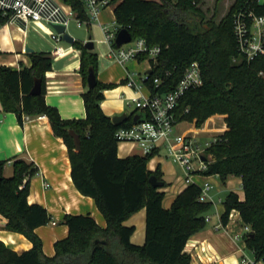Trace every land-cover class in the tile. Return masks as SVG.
<instances>
[{
  "label": "trees",
  "instance_id": "trees-1",
  "mask_svg": "<svg viewBox=\"0 0 264 264\" xmlns=\"http://www.w3.org/2000/svg\"><path fill=\"white\" fill-rule=\"evenodd\" d=\"M81 20H88L82 0H63ZM205 0H111L115 21L127 28L133 39L144 38L149 47L160 46L156 64L145 85L152 94L172 91L192 61H198L203 82L188 90L179 100L177 120L188 121L195 128L212 116H222L226 123L220 140L207 149L210 156L206 175L241 178L244 198L229 191L224 200L221 221L225 225L233 209L242 222L250 225L245 242L256 261L264 262V54L248 61L237 47L233 16L244 0H232L221 12L219 0L206 15ZM264 14V3L256 4ZM220 18L217 20V15ZM9 16L0 11V26ZM80 50L79 73L86 89L82 93L84 118L64 119L56 106L46 102V73L52 69L49 51L30 53L31 65L13 68L0 64V101L5 111L14 112L20 124L28 118L46 115L56 136L63 139L71 162V177L76 188L91 196L106 219L100 226L87 214L67 213L62 221L68 235L55 242V253L47 256L35 229L48 223L51 216L38 203L28 201L30 178L37 166L21 157L13 160L11 176L3 175L0 162V214L7 219L5 228L24 234L32 247L22 252L0 239V264H191L185 251L188 239L207 225L205 213L212 201L199 199L201 188L192 182L179 192L171 207L163 206L164 191L150 182L155 175L163 181L160 167L148 168L157 154L118 155V129L133 124L132 112L120 124H114L101 103L104 91L115 87L98 79L89 88L90 68L98 72V53L83 41L72 44ZM116 46L115 43H113ZM146 52L139 59H145ZM154 77L162 82L155 86ZM41 79V92L31 94L35 79ZM189 110L185 112V108ZM148 119V111L140 112ZM79 134L80 148L75 149L70 134ZM145 207L146 233L143 244L131 241L134 226L124 224L133 213Z\"/></svg>",
  "mask_w": 264,
  "mask_h": 264
},
{
  "label": "crops",
  "instance_id": "crops-1",
  "mask_svg": "<svg viewBox=\"0 0 264 264\" xmlns=\"http://www.w3.org/2000/svg\"><path fill=\"white\" fill-rule=\"evenodd\" d=\"M114 7L109 11L113 17L110 14L108 17L106 16L105 9L107 7L102 10L100 14L102 22L107 23L111 17L112 22L115 20ZM33 26L34 24L29 22L25 28L19 21L10 20L0 26V64L13 68H20L23 65L30 66L31 52L25 50L27 45L33 49L32 52H51L53 56L52 69L46 73V102L56 106L64 119L84 118L86 111L82 93L86 87L83 85L82 77L79 73L80 50L71 44L68 47L70 51L67 55H65L67 47L64 46L65 51L62 54L54 55V49H46L35 35L32 29ZM30 37L35 39L39 46L37 43L31 42ZM94 50L96 51L95 48ZM108 50H104L102 53L96 51L98 53V61L102 58L106 59L104 67L98 69V79L106 83L115 84V87L104 91L105 98L101 103V107L111 118L122 113L130 115L135 111V108L133 107L131 111L127 110V106L131 107L134 105H128L126 97L149 93L147 85L141 82V77L143 76H141V71L144 69V74L150 70V62H148V58H145L148 64L142 67L141 63L144 59L141 60L138 57L126 63H120L114 57L108 55ZM129 76L140 83L139 90L128 86L127 80ZM215 118H221L222 124L218 129L214 127L208 129L206 132L208 136L222 134L226 129V123L222 116H212L207 120L213 121ZM189 123L191 124L190 128L183 129L184 131L180 132L195 136L194 131L197 128L194 127L193 123ZM127 143L128 145L118 143L119 156L125 157L134 153L141 154V150L135 143L131 141ZM17 157L33 163L38 169V172L30 178L28 201L43 205L51 216V220L48 223L35 229L42 239L45 255L52 256L55 253V242L68 235L69 228L62 221L63 216L67 213H89L100 226H106V219L98 209L95 200L91 196L82 194L73 183L67 145L62 138L55 135L48 117L40 115L28 118L24 120L23 124H20L16 114L11 111H5L0 101V162H3V175H12L13 160ZM153 165H156L154 169L160 167L165 180L168 172L166 165L169 164L162 158H158ZM180 172H182L181 166ZM212 176L206 174H195L193 176L195 183L199 186L205 182L210 183L209 195L211 198H213L211 195L212 189L215 187L220 189V182ZM235 177L240 188L236 187L235 183L237 181L234 183L233 179L226 180L224 181L225 194L229 191H234L239 195L240 199H243L244 191L241 185V178ZM186 186L182 188L175 185L170 187L169 199L165 203L163 202V206L170 208L176 195ZM218 199L222 202V205L217 204L213 213H205L206 217H208L206 227L193 234L186 243L185 251L191 255L194 264H209L212 256L219 257L223 264H238L241 256L247 255L245 239H237L234 236L240 230L242 224L239 211L233 209L230 212L231 216L227 224L224 225L221 221V215L224 211V199H221V197H218ZM214 200L213 198V203ZM52 221H55V223ZM6 222L7 219L0 214V239L19 253L30 249L33 245L31 240L22 233L6 229ZM124 224L135 227L131 235V241L135 244H143L146 233L145 207L133 213L124 221ZM201 241L204 242L205 250H202V244L199 243ZM192 243H197V246L194 247ZM260 264H264V262L260 261Z\"/></svg>",
  "mask_w": 264,
  "mask_h": 264
},
{
  "label": "built area",
  "instance_id": "built-area-1",
  "mask_svg": "<svg viewBox=\"0 0 264 264\" xmlns=\"http://www.w3.org/2000/svg\"><path fill=\"white\" fill-rule=\"evenodd\" d=\"M88 20H81L70 4L63 0H0V11L9 16L10 21H19L25 28L29 22L42 21L47 25L63 24L67 28L71 18H75L78 25L91 24L97 22L105 34V40L109 45L108 55L114 57L120 63H126L136 59L140 54L146 52L150 62V69L156 64L157 56L161 51L160 46L149 47L144 38L131 39L120 46H114L119 25L116 21L115 31H111L109 26L100 20L102 10L110 5L111 0H82ZM254 2L263 4L264 0H244L233 16V32L239 52L250 61L256 56L264 54V14H258ZM56 43L62 41V33L55 29L51 34ZM65 51L62 45H57L54 55H60ZM150 73L146 71L141 77V82L145 84ZM155 86L162 82L160 77H154ZM203 82L202 71L198 61H192L184 70L182 78L176 87L169 92L154 93L149 90L148 94H140L126 97L128 105H134L135 113L148 111L150 116L129 127L118 129L116 135L121 141H131L141 150V154L151 153L153 150H160L166 146L167 155L177 162L182 168V175L188 185L195 182V174H204L209 164L207 149L220 140V134H212L204 141H200L194 135L177 132L175 127L181 122L177 120V107L180 98L190 89L200 86ZM129 87L139 90L140 83L131 76L127 80ZM189 107L185 108V112ZM28 119V116H25ZM161 141V143H160ZM201 201H212L209 195L211 185L205 182L200 185ZM231 214L229 215V217ZM208 221V217H206ZM55 223V221H52ZM218 227V226H217ZM251 227L242 222L240 230L235 233V238L245 239ZM202 244V250L206 247ZM194 247L197 243H192ZM253 253V252H252ZM255 256H241L238 264H256ZM209 264H223L217 256H212Z\"/></svg>",
  "mask_w": 264,
  "mask_h": 264
},
{
  "label": "rangeland",
  "instance_id": "rangeland-1",
  "mask_svg": "<svg viewBox=\"0 0 264 264\" xmlns=\"http://www.w3.org/2000/svg\"><path fill=\"white\" fill-rule=\"evenodd\" d=\"M213 1L214 0H205L204 4L202 5L203 10L206 12L207 16H210L213 11H214V5H213ZM232 0H219L218 5L220 7L221 12H223L226 8L225 6L228 5V3L230 4ZM114 7V5H110L107 7V9H105L106 12V16L108 17L109 14L112 16L111 12L109 13L110 10H112V8ZM221 14L217 15V20L220 18ZM113 17V16H112ZM112 17L110 19V21H108L106 24L109 26V29L111 31H115V26L116 24H113ZM32 24H34V28L32 27L35 35L38 37V39H40V41L42 42V44L44 45V47L48 50H50L51 48L54 49V47H56L57 45H62L64 47H67L66 50V54L67 55L70 51V49L68 48L71 44L62 40L59 41L58 43L55 42V40L52 38V33L54 31V28L51 25H47L46 23L42 22V21H38V22H32ZM66 31L71 34L75 39L77 40H81V41H86L87 39H89V37L94 41L95 43V49L98 53H102L104 52V50H108V46L107 42L105 40V34L102 30V28L99 26V24L97 22H92L91 24H82V25H78L77 21L75 18H71L69 21V24L66 28ZM31 40V42L33 43H37L35 41V39L33 38H29ZM104 41V42H103ZM37 45L39 46V43H37ZM52 49V50H53ZM149 62V61H148ZM147 60L144 59L142 61V67L146 66L148 64ZM104 64H106V59L102 58L100 61H98V69L101 67H104ZM138 72V71H137ZM144 69L141 71V76L143 75ZM134 106H127V110L131 111V109ZM222 124V119L221 118H215L213 121H209L206 120L201 126L197 128L196 131H194L195 136L200 140V141H204L207 138H209L210 136H208V133H206L208 131V129H210L211 127H214L216 129L220 128V125ZM191 126V124L188 121H182L181 123H179L176 127L175 130L176 131H184L183 129H189ZM194 129V127H193ZM128 141H121L120 144H127ZM161 143V141H160ZM158 158H162L165 162H167L169 165H166L167 168V173H166V178H165V182L166 185L161 187V190L164 191V198H163V202L165 203L169 198L171 189L170 187L172 186H179V188H182L184 186H186L187 184L185 183L184 179H183V173L180 172V166L177 162H175L172 157L167 155V148L166 146H162L158 152V154H155L154 156H152L147 165L150 169H154L156 165H153L155 160ZM218 182H220V189L219 187H215L212 189L211 191V195L212 197L215 199L214 203L212 204L211 209H209L206 213H213L215 212L216 209V205H222V202L219 201L218 197H221V199H224L226 194H225V183L222 180V178L219 175H215L213 174V176ZM229 179H233L234 183L237 181L235 176L229 175L227 176L226 180ZM225 180V181H226ZM236 187L240 188V185L238 183V181L235 183ZM212 198V199H213ZM246 253L249 257H253V253L251 250L246 249ZM256 264H260V261H257Z\"/></svg>",
  "mask_w": 264,
  "mask_h": 264
},
{
  "label": "water",
  "instance_id": "water-1",
  "mask_svg": "<svg viewBox=\"0 0 264 264\" xmlns=\"http://www.w3.org/2000/svg\"><path fill=\"white\" fill-rule=\"evenodd\" d=\"M52 27L59 33H62V39L70 44H73L74 41L76 40L71 34H69L66 31L65 25L63 24H53ZM132 39V35L129 32V30L127 28H120L119 31L117 32L116 38H115V44L117 46H120L124 43L129 42ZM84 46L88 49H94L95 48V43L94 41L89 37V39H87L86 41L83 42ZM25 50L28 52H32L33 49L30 48L28 45L25 47ZM152 70H148V73H151ZM87 83H88V87L92 88L96 85L97 83V76L95 74V71L90 68L88 76H87ZM41 92V79L40 78H36L35 79V83L33 88L31 89V94H39ZM128 114L127 113H122V114H118L112 117V121L114 124H120L121 122H123L124 120H126L128 118ZM133 123H137L141 120H143V115L142 113L138 112L135 113L133 115ZM70 134L72 135L73 139H74V144H75V149H79L80 148V144H81V140H80V136L78 133H76L74 130H70ZM150 182L156 186V187H161L163 186V181H159L157 179V177L155 175H151L150 176ZM191 264H194V260L191 259Z\"/></svg>",
  "mask_w": 264,
  "mask_h": 264
}]
</instances>
